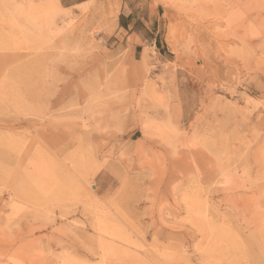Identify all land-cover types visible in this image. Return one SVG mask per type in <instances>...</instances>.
<instances>
[{"label": "rangeland", "instance_id": "374dc122", "mask_svg": "<svg viewBox=\"0 0 264 264\" xmlns=\"http://www.w3.org/2000/svg\"><path fill=\"white\" fill-rule=\"evenodd\" d=\"M0 0V264H264V0Z\"/></svg>", "mask_w": 264, "mask_h": 264}, {"label": "crops", "instance_id": "0c3cea01", "mask_svg": "<svg viewBox=\"0 0 264 264\" xmlns=\"http://www.w3.org/2000/svg\"><path fill=\"white\" fill-rule=\"evenodd\" d=\"M60 3L63 4L65 8H72L79 5L81 2H78L77 0H60Z\"/></svg>", "mask_w": 264, "mask_h": 264}]
</instances>
